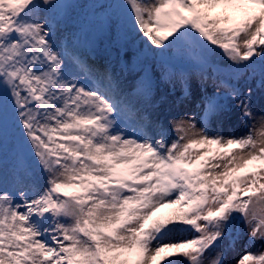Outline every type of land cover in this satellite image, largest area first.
<instances>
[{"label":"snow or ice","instance_id":"snow-or-ice-1","mask_svg":"<svg viewBox=\"0 0 264 264\" xmlns=\"http://www.w3.org/2000/svg\"><path fill=\"white\" fill-rule=\"evenodd\" d=\"M73 7L0 0V264H224V241L245 237L237 264H264V247L247 250L264 246V70L241 87L216 64L264 65V0L89 5L119 34L127 95L108 66L58 44L53 25ZM149 53L217 74L199 120L153 118L162 84L179 87L176 104L194 91L185 70L149 68ZM232 112L246 134L205 123Z\"/></svg>","mask_w":264,"mask_h":264},{"label":"rangeland","instance_id":"rangeland-1","mask_svg":"<svg viewBox=\"0 0 264 264\" xmlns=\"http://www.w3.org/2000/svg\"><path fill=\"white\" fill-rule=\"evenodd\" d=\"M118 2L117 0H80L78 3L74 4L76 7L71 8L70 14L65 21H60L59 24L54 23L53 27L57 29L56 39L58 44L63 47L69 48L70 52L75 50L77 54L84 52L89 55L90 62L93 63L98 71H102L105 66L109 67V73H114L115 77L119 79L121 88L123 89L125 95L131 89L133 84V75L134 73H129L124 69V60L127 57L116 56L117 41L119 39V34L116 31L107 32L105 27L102 26L100 22V15L96 14V11L91 7H88L92 4H104V3H114ZM123 3V0L122 2ZM97 22H93V19ZM89 26L91 27L90 32L85 35L82 33L83 28ZM63 40V42H62ZM65 41H69L68 45L65 46ZM122 42V41H121ZM64 43V44H63ZM141 47L140 42L136 41V45L133 47V51L136 48ZM97 55V56H96ZM132 55V52H129V56ZM173 58L177 64L185 65V68L192 75V85L194 95L192 100L183 101L179 104L174 103L177 98L181 95L179 87H177L175 94L171 86L162 84L160 86V95H165L168 97L167 101L163 103L159 108H153L148 106L149 112L153 114V118L157 116L159 119L167 123L175 116H183L186 113L194 115L197 120L200 119L201 115V104L200 101L207 97H211L214 92L219 91L214 87L213 81H216L217 77L214 74H211V80H209L210 70L203 73L204 79H201V72H195L191 68V64L184 62L182 58H178V55H173ZM99 59V60H98ZM143 59V56H141ZM182 59V60H181ZM136 61L134 60V63ZM161 58L157 57L152 58L151 54H148L147 66L154 69L156 72L162 71L161 69ZM216 64L220 67L221 71L224 73L228 72L230 75L239 74L240 86L243 87L245 84L250 83L255 86L258 84L260 79L261 71L264 70V65L257 62L248 67L241 66L240 68L231 67L230 62L224 60L221 61L219 57L216 58ZM123 69V70H122ZM222 73L221 75H225ZM135 96V93H133ZM262 97L264 93H260L257 90L256 100H257V112L260 111V105L262 103ZM144 106V105H143ZM213 132L222 134V135H244L247 133L248 129L244 127L241 123L235 112L224 113L221 117L214 120L208 121L205 120ZM12 158L9 157L8 160V179L11 180V168H12ZM4 166L3 163H0V181L4 178ZM170 209H162L161 213H166ZM187 233L175 234L171 239L173 241H179L183 238H187ZM167 242V241H166ZM246 237L244 239L238 240L234 247L230 246L228 240L224 241L223 251H224V264H237L240 256L243 254L245 249ZM264 247L259 243L247 249L249 251H259ZM214 255V254H213Z\"/></svg>","mask_w":264,"mask_h":264},{"label":"bare ground","instance_id":"bare-ground-1","mask_svg":"<svg viewBox=\"0 0 264 264\" xmlns=\"http://www.w3.org/2000/svg\"><path fill=\"white\" fill-rule=\"evenodd\" d=\"M99 60V59H98ZM134 103H135V101H133ZM141 106H143V105H141ZM149 111V110H148Z\"/></svg>","mask_w":264,"mask_h":264}]
</instances>
